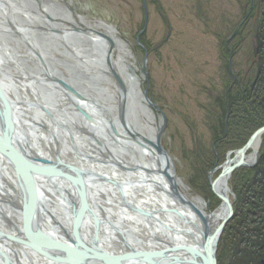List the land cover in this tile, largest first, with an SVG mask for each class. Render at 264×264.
Segmentation results:
<instances>
[{"label":"bare ground","instance_id":"obj_1","mask_svg":"<svg viewBox=\"0 0 264 264\" xmlns=\"http://www.w3.org/2000/svg\"><path fill=\"white\" fill-rule=\"evenodd\" d=\"M39 1L44 4L38 5ZM62 5V0H0V84L6 98L0 97V113L7 116L6 110L13 109V125H16L21 146L71 177L55 178V184L36 168L23 163V169L30 172L29 180L37 186L38 195H34L30 185L20 188L14 166L9 159L0 156V227L13 234L21 233L24 221L21 209L25 201L36 197L44 210L40 213L43 220L36 219L45 235L43 238L55 239L60 247H76L73 242L78 232L75 231L77 235L71 233L72 211L82 215L80 209H88L80 205L83 200L79 198L80 192L78 197L75 195V189L85 188L96 211L100 233L89 216L85 220L79 217V227L84 223L81 231L84 240L92 245L83 255L99 254L77 261L61 250L63 256L76 259V264H117L99 255L167 248L180 254L189 264H200L204 234L216 231L225 218L227 206L220 203L215 210H209L206 199L190 194V189L176 173L174 185L191 206L172 195L173 181L167 179L166 172L173 173V168L168 167L165 156L153 146L161 124L143 96L139 78L129 64L130 54L125 42L108 23H97L102 32L90 29L83 26V19L81 23ZM40 27L45 31L40 29L39 33L49 38L41 46L30 35ZM13 33H19L21 39ZM101 34L110 38L113 46ZM56 53L71 60L74 69L69 72L78 70L81 82L58 67L62 63ZM41 58L45 66L40 65ZM30 60L32 65H29ZM113 72L121 76L125 89L117 86ZM58 79L66 81L84 98L79 99L63 89ZM80 108L89 113L92 120H86ZM41 109L51 113L54 122H50ZM112 125L119 135L113 134ZM31 129L36 133L27 137L26 132ZM260 144L256 139L246 153L248 164L255 163ZM1 148L7 147L0 143ZM56 154L64 161H61L63 166L53 159ZM235 154L229 157L233 160L230 163L238 158ZM229 179L228 175L218 178L214 191L233 201ZM104 180H114L117 184ZM129 205L149 211L153 218L145 219ZM194 208L206 217L205 222ZM179 246L182 249H173ZM187 247L195 250L193 255L187 253ZM20 249L34 258L29 257V262L23 264H60L51 260L54 257H50V261L41 257L42 247L36 251ZM48 254L59 257L51 251ZM5 259L8 264H21L12 256ZM143 260L128 255L118 262L146 264ZM157 264H164V261Z\"/></svg>","mask_w":264,"mask_h":264},{"label":"rangeland","instance_id":"obj_2","mask_svg":"<svg viewBox=\"0 0 264 264\" xmlns=\"http://www.w3.org/2000/svg\"><path fill=\"white\" fill-rule=\"evenodd\" d=\"M62 1V6L78 21L84 20L83 26L102 32L97 28V23H108L116 31L117 37L125 42L130 54L129 64L139 78L142 92L148 89L149 94L151 86V96L155 100L147 95L156 104L151 108L161 126L166 118L161 141L173 162L174 173L188 186L190 194L201 195L206 199L209 210H215L217 207L210 198L187 183L191 175L187 157H191L197 135L202 132L208 136L203 128L205 117L202 106L209 104L211 97L216 95L214 86H220L218 35H227L233 24L239 21L240 4L236 0H159L163 8L160 10L148 0L149 20L146 27L144 21L143 31L138 35L143 21L142 0ZM42 4V1L38 2V5ZM40 29L45 31L41 27L35 28L36 32L30 35L41 46L49 38L39 33ZM144 32L152 46L150 53H142L138 49L141 44L139 37ZM13 36L21 39L19 33H13ZM57 58L62 63L58 67L64 68L62 70L71 74L75 81H82L78 70L69 72L74 69L71 60L61 56ZM29 65H32L31 60ZM40 65L45 66L42 58ZM42 112L52 122L51 113L45 109ZM57 127L61 125L57 124ZM30 133L36 131L27 130V137ZM44 133L48 131L44 129ZM224 164L211 171L210 183L216 176L215 171Z\"/></svg>","mask_w":264,"mask_h":264},{"label":"trees","instance_id":"obj_3","mask_svg":"<svg viewBox=\"0 0 264 264\" xmlns=\"http://www.w3.org/2000/svg\"><path fill=\"white\" fill-rule=\"evenodd\" d=\"M147 2L163 10L159 0ZM236 2L240 4L239 21L227 35H218L220 86H214L216 95L202 106L203 128L208 136L200 132L191 157H187L191 166L187 183L210 198L215 207L220 206L221 200L212 191L211 171L223 165L229 152L245 146L251 135L264 126V0ZM142 10L138 35L145 21L143 0ZM145 35L146 32L140 35L138 49L150 53L152 46ZM255 35L261 40L257 55ZM150 89L148 95L155 100ZM257 159L255 166L239 168L229 179L234 195V216L225 226L218 244V264H263L264 134ZM215 172L217 177L222 171Z\"/></svg>","mask_w":264,"mask_h":264},{"label":"water","instance_id":"obj_4","mask_svg":"<svg viewBox=\"0 0 264 264\" xmlns=\"http://www.w3.org/2000/svg\"><path fill=\"white\" fill-rule=\"evenodd\" d=\"M143 8H144V19H145V27L148 23V15H149V10L147 8V4H146V0H143ZM103 36V38H105L106 40L108 39L109 42L112 44L111 39L106 37L105 35L101 34ZM256 36V46H255V55H257L259 53L260 50V46H261V40L260 38ZM147 56V54H146ZM233 73V71H232ZM259 75V74H258ZM113 76L115 78V82L117 84L118 87H121L122 89H125L124 87V83L123 80L121 78V76H118V74L116 72H113ZM254 84L256 83V80H254ZM58 82L62 85L63 89H66L68 92H70L71 94H74L75 96L77 95L79 99H83L84 97L75 89H73L66 81L63 82L62 80L58 79ZM254 84L252 85V87H254ZM148 89L144 90V97L147 103H149V105L151 107H155L156 104L152 103V101L150 100V98L148 97ZM0 97L2 99L5 98L4 92L2 90L1 84H0ZM6 99V98H5ZM9 104V103H8ZM9 108V107H8ZM160 110V109H159ZM81 115L86 119V120H92V117L89 113H87L86 111H83L81 108L79 109ZM0 143L3 144V146H6L7 148L5 149H0V156H2L5 159H9V161L11 162L10 164L12 165V167L15 169L16 172V179L19 181L20 184V188L23 189L25 186L28 188L29 185L31 186L30 188L32 189V192L34 193V195H38V192L35 190L36 189V184L32 183L29 180L30 177V172L26 171L25 169H23L24 165L29 166L30 168H36L37 171L41 172V175L48 179L49 181L50 179H52L51 181H53L56 184V179L58 177H63L65 179L67 178H71L70 176H68L66 173V171H63L62 169H57V168H52L49 166L50 162H48L47 160H45L43 158V160L34 155L32 156L31 154H29L27 152V150L21 146L19 138H18V131L16 130V125H13L15 123V114L13 112V109L9 108L6 110V115L4 116L2 113H0ZM51 117L52 122H54V118ZM164 118V116H163ZM4 122V125H2V123ZM57 124V123H55ZM165 126H166V118L163 119V123L162 126H160V131L157 134L156 137V143L153 144L154 148L156 151L161 152L165 158H166V162L168 163V167L169 168H173V162H171V158L168 152H166V150L163 147L162 141H161V135L163 134L164 130H165ZM113 134L119 135V131H117L116 127L114 125H112L111 127ZM264 134V126L257 129L256 132H254L251 135V138L246 142L245 146L241 147L238 150H234L229 152L226 162L224 164V166L220 167L219 169H221V173L218 177H216L213 182H211V187H212V191L215 193L214 191V185L216 180H218V178L220 177H224V175H228L229 177H231L233 175V173H235V170L239 169V168H243V167H253L257 164L258 162V154L256 157V161L254 164H248L246 162V153L251 149V146L253 145V143L256 141V139H259L260 141H262V135ZM236 153V154H235ZM259 153V152H258ZM235 154V157L238 155V158L236 159V161L234 163H230L233 160L229 159V157ZM54 160H57L59 164H63L62 162H64L60 156H58L57 154L55 156H52ZM59 158V159H58ZM62 161V162H61ZM56 162V161H55ZM25 163L24 165L21 166V164ZM57 166V165H56ZM63 166V165H62ZM57 169V170H56ZM166 176L167 179L172 182L173 185V190H172V195L177 197L179 199V201L183 202V203H187L189 206L190 203H188L180 194L179 188L177 187V185H174V171L172 172H166ZM106 182L111 183L112 185L117 184L116 181H110V180H104ZM34 189V190H33ZM58 189V188H56ZM66 189V188H65ZM69 189H66V191H68ZM76 194L77 195L80 192L79 198L80 200H83V204L81 203L80 205H82V207H86V209L88 210H82L81 206H79L80 211L83 212L82 215L80 213L79 215V211H72L73 212V225H72V232L73 235H78L76 236V241H74V245H76V247L72 246L71 248H65L63 246L60 247V243L57 242L55 239L52 240V238L49 239H44L43 237H45L44 233L42 232L41 229H39L38 225L36 224V219L38 218L40 221L43 220L42 216H41V212H43V208L40 206V204L37 202V198L33 197L32 199H29L27 201H25V204L23 205L21 211L24 215V221L23 223H21V228L22 231L21 233L19 232H14L11 233L9 231H7L6 228H2L0 227V264H8V260L5 259L6 256L8 257H14L16 260L18 259L20 261L21 264H23V262L25 263V261L29 262V257L32 258V260H34L33 257H31L30 255L26 254V251L24 249H20V247H23L25 249H28L30 251H36L38 250L40 247H42L44 250L42 251V253L40 254L41 257H45L46 260L50 261V257H54L51 260L57 261L61 263H65V264H76V259L77 261H80L78 259H82V261L84 260V257L86 259H88V257H97L99 253L96 254H91V255H83L84 254V250H88V248H92L91 244L88 243V241L86 242L84 240L83 237V233H81L82 231V227L84 225V223L80 225L79 227V217L87 219L88 216L90 217L91 223H94L95 226V230H98V226H97V215H96V211L93 210V204H91V200L89 199V195L87 193V191L85 190V188L80 189V191L76 190ZM70 191H68L69 193ZM216 194V193H215ZM218 198L221 200V203L225 204L227 206V211H226V215L225 218L219 223V225L216 228V231L213 232L212 234H209L207 232H205V236L203 237L204 242L203 244H201V248L203 250V254L202 257L200 258V264H218L217 261V255H218V244L221 240V236L225 230V226L227 225V223L233 218V213H234V204L233 201H231L227 196H223L220 194H217ZM78 197V195H77ZM124 203L126 204V200L124 199ZM128 204V203H127ZM37 206V207H36ZM130 207V205H129ZM130 209L134 210V212H138L142 217L144 216L145 219H152L153 215L146 210H143L142 208H138V207H130ZM197 215L199 217H201V219L203 220V222L206 221V217L202 216L201 212H199L196 208H194ZM43 214V213H42ZM86 223V222H85ZM10 224V223H9ZM58 227V226H57ZM12 228H15V226H13ZM18 228V227H16ZM15 228V229H16ZM51 228V227H49ZM46 228V229H49ZM52 230V229H51ZM77 231V232H75ZM34 232V233H33ZM99 232V230H98ZM100 233V232H99ZM51 239V240H50ZM22 242H25L24 245H22ZM50 244L49 247H47ZM47 245V246H46ZM20 246V247H19ZM60 248H59V247ZM89 248V249H90ZM173 248V247H172ZM188 248V247H187ZM185 248V249H187ZM64 249V250H63ZM78 249V250H77ZM175 250L177 249H182L181 246H179L178 248H173ZM184 249V250H185ZM63 251L67 256H73L74 258H76L75 260H71L69 257H65L63 256L62 252ZM189 254L193 255L195 250L192 249H187ZM53 252L55 253L57 256H53L48 254V252ZM191 251V252H190ZM61 254V256L59 255ZM103 255V256H102ZM99 255L101 257H104L105 259L107 258L108 261L114 263L116 262L117 264H119L118 261H121L123 258L125 259L126 257H128V255H132V257L135 258H142L144 259L143 262H146V264H157L161 261H164V264L169 263V264H189V262L186 261V259H182L180 256V254L175 253V252H170L169 249L164 248L161 250H150V251H139V252H125L122 253V255L117 254V255H110L107 254L106 256L104 254ZM69 258V259H67ZM34 263V261H33ZM29 264H32V262H30ZM133 264V263H132ZM136 264H143V263H136ZM263 264H264V260H263Z\"/></svg>","mask_w":264,"mask_h":264}]
</instances>
